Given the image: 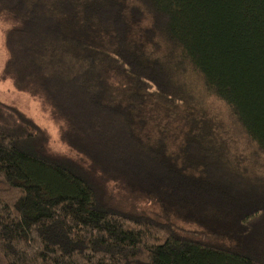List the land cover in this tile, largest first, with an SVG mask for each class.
I'll return each instance as SVG.
<instances>
[{
    "label": "trees",
    "instance_id": "16d2710c",
    "mask_svg": "<svg viewBox=\"0 0 264 264\" xmlns=\"http://www.w3.org/2000/svg\"><path fill=\"white\" fill-rule=\"evenodd\" d=\"M0 264H264V0H0ZM222 105L211 109L213 103Z\"/></svg>",
    "mask_w": 264,
    "mask_h": 264
},
{
    "label": "rangeland",
    "instance_id": "374dc122",
    "mask_svg": "<svg viewBox=\"0 0 264 264\" xmlns=\"http://www.w3.org/2000/svg\"><path fill=\"white\" fill-rule=\"evenodd\" d=\"M10 27L8 23L0 19V101L15 106L32 118L50 136L49 147L53 152L67 153L68 148L62 143L60 127L50 115V112L42 106V103L28 94L19 92L12 81L1 78L2 70L8 59L6 49V31ZM211 109H219L222 113V105L213 103Z\"/></svg>",
    "mask_w": 264,
    "mask_h": 264
}]
</instances>
